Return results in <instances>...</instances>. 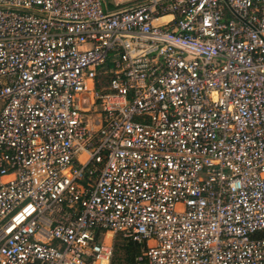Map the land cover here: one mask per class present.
Instances as JSON below:
<instances>
[{"label": "built area", "instance_id": "2783aa9c", "mask_svg": "<svg viewBox=\"0 0 264 264\" xmlns=\"http://www.w3.org/2000/svg\"><path fill=\"white\" fill-rule=\"evenodd\" d=\"M113 234L264 264V0H0V264Z\"/></svg>", "mask_w": 264, "mask_h": 264}, {"label": "rangeland", "instance_id": "374dc122", "mask_svg": "<svg viewBox=\"0 0 264 264\" xmlns=\"http://www.w3.org/2000/svg\"><path fill=\"white\" fill-rule=\"evenodd\" d=\"M225 15L226 17H229V9L228 7L226 6V9H225ZM122 239L120 237V235L118 234H113L112 235V244H113V256L111 258V261H110V264H129L127 261H126V255H125V251L123 249V246H122ZM137 262L135 261L134 264H136Z\"/></svg>", "mask_w": 264, "mask_h": 264}, {"label": "trees", "instance_id": "16d2710c", "mask_svg": "<svg viewBox=\"0 0 264 264\" xmlns=\"http://www.w3.org/2000/svg\"><path fill=\"white\" fill-rule=\"evenodd\" d=\"M121 239L123 240L122 241V243H123L122 246H123V249L125 251L126 261L129 264H134L135 261H136L135 258L138 255V253L140 251V248H141L140 245L135 243V242H133V241H131V240H127V239L122 238V237H121Z\"/></svg>", "mask_w": 264, "mask_h": 264}, {"label": "bare ground", "instance_id": "6f19581e", "mask_svg": "<svg viewBox=\"0 0 264 264\" xmlns=\"http://www.w3.org/2000/svg\"><path fill=\"white\" fill-rule=\"evenodd\" d=\"M164 18H165V20H167V19L169 18V16L162 17V18H160V19L157 20V21L164 20ZM107 237L109 238V234L107 235ZM101 264H107V262H106V261H101Z\"/></svg>", "mask_w": 264, "mask_h": 264}, {"label": "crops", "instance_id": "0c3cea01", "mask_svg": "<svg viewBox=\"0 0 264 264\" xmlns=\"http://www.w3.org/2000/svg\"><path fill=\"white\" fill-rule=\"evenodd\" d=\"M164 20H165V18H164Z\"/></svg>", "mask_w": 264, "mask_h": 264}]
</instances>
